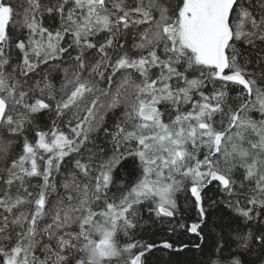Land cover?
<instances>
[{
	"label": "snow or ice",
	"instance_id": "6c2138e0",
	"mask_svg": "<svg viewBox=\"0 0 264 264\" xmlns=\"http://www.w3.org/2000/svg\"><path fill=\"white\" fill-rule=\"evenodd\" d=\"M180 255L264 264V0H0V264Z\"/></svg>",
	"mask_w": 264,
	"mask_h": 264
},
{
	"label": "trees",
	"instance_id": "16d2710c",
	"mask_svg": "<svg viewBox=\"0 0 264 264\" xmlns=\"http://www.w3.org/2000/svg\"><path fill=\"white\" fill-rule=\"evenodd\" d=\"M9 2H14V0H9ZM45 23L47 24L48 21L45 20ZM187 239V238H185ZM192 239H195L194 237ZM167 258V257H165ZM199 259V257L197 256H188V257H184L183 255H180L178 257H176V264H193V262L195 260Z\"/></svg>",
	"mask_w": 264,
	"mask_h": 264
}]
</instances>
